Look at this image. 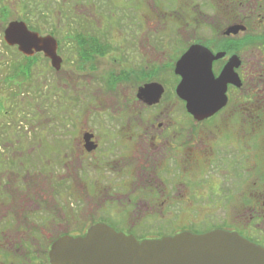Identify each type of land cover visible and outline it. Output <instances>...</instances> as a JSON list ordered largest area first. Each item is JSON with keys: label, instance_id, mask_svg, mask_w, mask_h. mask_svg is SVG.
<instances>
[{"label": "flooded vegetation", "instance_id": "flooded-vegetation-1", "mask_svg": "<svg viewBox=\"0 0 264 264\" xmlns=\"http://www.w3.org/2000/svg\"><path fill=\"white\" fill-rule=\"evenodd\" d=\"M16 1L19 2V0H14L15 3ZM30 1H32L33 6L37 5V8H44L41 14H37L40 16L37 17L38 26L30 23L33 20L30 16L33 15L34 11L25 10V14L11 20L10 2L0 0V42L3 44L0 48H10L12 51L21 53L17 46H10L6 43L5 32L10 23L22 21L27 24L29 30L38 33L40 37L51 36L55 38L59 56L63 53H73L83 62L82 64H86L91 60L84 62L79 54L92 51L95 53L93 58L101 55V53L96 54L97 48L92 44L101 41L102 35L99 36L101 33L89 30L84 24L87 17L85 6L88 3L93 4L94 1L28 0V2ZM95 1L97 2L94 4L99 12L114 3L121 7L120 11L130 15L134 2L147 5L150 0ZM167 1L151 0L150 4L153 2L158 6L166 7L169 3ZM172 1L177 6L174 9L177 21L183 22L184 20L188 24H192L191 22L197 24V20H201L199 24L207 21L210 27H212L211 23L215 21L222 22L214 29L216 36L211 33L212 37L210 38L201 36L190 41L185 48L180 49L175 60H172L173 62L169 61L150 67V64L144 60L145 56H143L140 62L133 63L125 73L121 71L117 76H112L108 84L111 89H117V84L126 82L129 90L128 93L116 92L124 104H121L120 110H113L115 124L109 122L110 127L113 128L112 131L110 128L107 129L109 131L105 130L107 125L100 124L96 128H82L77 138V144L69 140L63 143L58 142L57 146L54 147H50L52 146L50 141L48 144L46 142L47 145L42 143V148L44 149V145H46L47 149L44 150V156L39 157V161L44 162L48 159V155H52L54 152L55 159L53 160L56 161L57 165L63 166V174L53 173L55 169L52 168L51 174L40 175V178L30 179L32 175L26 174L24 178L26 176L29 178L24 181L18 179L20 174L15 176L14 181L8 179V177L11 178V175L0 174V184L4 189H0V264H6L8 260L17 257L20 261L11 264H52L49 254L52 245L57 240L64 236H84L91 227L99 223L106 224L127 235H134L139 240L163 238L147 231L140 234L136 222H126L121 214H107L99 217L97 214L90 213L88 219L83 220L82 209L73 211L69 206L77 208L76 203H80V197L84 203V192L88 193L91 198H95L99 195H96L95 188L103 186L104 189L102 190L105 196L119 195L125 198V201L121 200L119 207L121 206L122 210L128 211V213L132 212L135 194H142L148 189H150L149 192L153 198L172 197L175 212L180 213L182 212L180 210L183 195L181 184L179 182V185L172 186L174 187L172 190L164 175L165 173H174L173 176L176 177L187 165L191 168L204 164L206 166L204 172H207L208 169L212 172L218 171L217 169L223 163L226 176L221 188L219 185L218 187L211 185V174L209 177L200 178L201 186L198 182L194 183L189 179L182 181V184L191 190H197L194 188L198 185L204 191L206 190L207 196L218 195L221 198L222 208L226 211L232 210L237 214V221L225 222L223 223L224 228L216 229L238 232L246 239L264 247V0ZM71 2L76 4L74 7L79 8V11L75 10L77 8H74ZM165 7L161 8L163 14L167 12ZM204 19L206 21L202 22ZM232 28H238V30L228 33ZM141 32L145 34L146 31L142 30ZM194 45L204 46L216 57L222 54L221 57L213 61V73L217 79L231 58L237 56L240 60L238 68H235V73L238 75L237 81L227 84L225 106L212 116L199 121L187 111L186 102L176 92L182 81V77L175 71L176 64ZM109 48L111 45L105 43V50H109ZM246 53L254 54L255 58L253 56L247 57ZM36 55L45 58L44 52H35L34 56ZM155 83L162 87L161 98L158 102H147L139 93L147 85ZM182 106L183 113L194 121V126L206 125L210 137L216 135L215 130L211 129L214 127V121L223 116L225 129L221 132L224 134V140L219 143L215 142L214 148L211 147L212 143L208 145L210 147L204 148L196 142L182 141L180 134L182 133L180 126ZM135 107L138 109H134ZM136 110H141L143 116L150 110H158L156 115L160 121L158 119V123L154 120L151 123L143 122L142 116L140 120L137 118L139 115L131 114L132 111L136 112ZM101 116L99 114L100 120H102ZM236 117L239 118V129L235 133V131L230 130V127L236 124L232 121ZM140 121L144 125H138ZM120 122H122L121 125H119ZM124 127H128V130L132 132L128 135L130 138L128 142L123 139L124 135L118 134ZM65 128H63V139L68 136L67 133H70ZM136 129L140 134L136 135ZM234 133L237 142H227ZM143 137L147 139L140 141ZM37 144L30 143V146L32 149H36ZM24 145L27 144L22 143L19 146L23 147ZM90 156L94 157L97 176L88 181L89 174L82 167ZM105 159H109L110 165H107L108 168H99V166H103ZM23 161L26 159L16 163L23 165L25 164ZM37 161L36 158L28 165L27 171L33 172L31 174L40 170ZM41 166L45 165L42 164ZM71 167L78 170L76 173L79 174L78 176L74 174L75 178L65 171ZM61 170L62 168H59L57 171L60 172ZM122 172L135 179L120 185L108 180L107 185L105 179L116 174H122ZM101 180L104 181V185ZM134 181L136 182L135 185H133ZM78 184L82 185V189L74 190ZM10 187L15 189L11 190ZM38 187L40 190L36 192ZM196 192L195 195H197ZM231 194L233 195L232 198ZM146 195L143 193L137 197ZM234 197L237 198L236 201H232ZM166 202L168 203L166 204ZM169 202L164 198L159 206H146V208L148 210L156 209L162 215L170 210L169 204L171 202ZM105 204L107 205L106 202ZM105 204L103 206H106ZM70 210L75 212L77 217L73 216L70 219L68 212ZM13 214H17L21 218L18 219L19 217H14ZM174 223H176L175 220ZM53 227L60 229L61 232H57L56 236L50 235L45 243L39 242L37 237L33 235L40 228L49 231ZM140 228L145 227L140 224ZM161 229H164L163 226ZM21 231L24 233L22 234ZM209 231L211 230L206 232Z\"/></svg>", "mask_w": 264, "mask_h": 264}, {"label": "rangeland", "instance_id": "rangeland-1", "mask_svg": "<svg viewBox=\"0 0 264 264\" xmlns=\"http://www.w3.org/2000/svg\"><path fill=\"white\" fill-rule=\"evenodd\" d=\"M8 1L10 2V8L12 10L10 16L11 20L25 14V10L29 12L34 11L33 15L30 16L34 21L32 20L30 23L36 26L39 25L37 17L40 16L37 14H41L44 8H37V5L33 6L32 1L28 2V0H19V2L16 1V3L14 0ZM92 1H94V3L97 2L95 0ZM150 1L147 5L134 2L132 6L133 10H131L130 15L123 13L124 11H120L121 7H118V5L114 3H111V6L104 8L100 12L96 9V5L93 2H91L93 4H86L85 11L87 17L85 18V27L89 28V30L101 33H99V36L102 35L99 43L102 45V49L105 48V43L111 45V48L103 51L99 57L92 58L91 61L86 64H82L83 62L73 53L60 54L64 60L60 70L52 67L51 59L45 57L47 61L43 60L40 62L39 67H34L32 79L27 81L24 86L22 85L23 87H20V89L7 86L4 79L9 71L8 67L14 64V61L18 60V58L21 60V55L19 56V54L15 53L16 51H11L8 48H0V174L11 175V178L8 177V179L12 181H14L15 176L19 174L21 176L18 177V179L23 181L29 178L28 176L24 178L26 174L32 175L30 179H35V177L40 178V175L51 174L52 168L55 169L53 173L63 174V166L57 165L56 161L53 160L55 159L54 152H52V155L49 154L47 157L48 159L44 162L39 161V155L45 152L44 150L47 149L46 145L49 141L52 144L50 147L57 146L58 142L63 143L66 140L77 144L80 130L84 127L96 128L102 124L103 126L107 125L105 126L106 128H104L105 130L110 128V131H112L113 128L110 127L111 124L109 122L115 124L113 110H120L121 104H124L121 97L116 95V92L128 93L127 91H129L126 82H123L124 84H117V89H111L108 84L112 76H117L121 71L125 73L133 63L140 62L143 56H145L144 60L150 64V67L161 63H167L173 59L175 60L180 49H183V47L185 48L190 41L201 36L210 38L212 37L211 33H214V36H216V31L214 29L222 24V22L215 21L211 23L212 27H210L209 23L204 19L202 22L206 21V23L199 24L201 20H197V24L191 22L196 26L195 27L192 24L184 22V20L181 22L175 19L174 9L177 8V6L172 0L167 1L169 3H167L166 7L158 6L153 2L150 4ZM120 2L123 3L122 1ZM71 5H73V7L76 6L73 2H71ZM164 7L167 11L165 14H163L161 10V8ZM75 10L79 11V8ZM142 30L146 31L145 34L141 32ZM2 45L3 44L0 42V47H2ZM22 55L24 54L22 53ZM246 55L247 57L253 56L255 58V55L252 53H246ZM16 93L17 96L15 97ZM134 109L138 108L135 107ZM157 111L150 110L145 113L144 116L141 110H136V112L132 111V113H130L139 115L137 118L140 120L142 116L143 122L146 121V123H151L154 120L158 123L160 119L156 115ZM183 112L182 106V112H180V126L182 129V133L180 134L182 141L188 143L196 142L199 146L202 145L204 148L212 143L211 147L214 148L215 142L219 143L224 140V134L221 132L225 129L223 116L214 121V127L211 129L215 130L216 135L210 137L206 125L194 126V121L189 119V116H185ZM99 114L102 115V120H100ZM232 121L236 124L230 127V130L236 133L239 129V118L236 117ZM143 122L140 121L138 125H144ZM121 124L122 122H120L119 125ZM64 127H66L65 129H68L70 133H67L68 136L63 139ZM135 132L136 135L140 134L137 129ZM131 133L128 127H124L118 132V134L124 135L123 139L127 140L126 142L130 141L128 135ZM235 133L230 136V140L227 142H237ZM219 137L221 140L218 139ZM146 139L147 138L143 137L140 141ZM22 143H26L27 145L23 147L19 146ZM30 143H38L36 149H32ZM42 143L46 144L44 145V149L42 148ZM36 158L38 159L37 162H39L40 170L31 174L33 172L27 171L28 165ZM93 158V156L87 158L84 167H82L84 171L87 170L89 174L88 181L95 179L97 176L95 172L97 168ZM22 159H26V161H23L25 164L16 163L22 161ZM103 162V166H99V168H108L107 165H110L109 159H105ZM42 164L45 166H41ZM205 167L204 164L191 168L187 165L182 168L183 171L176 175V177L173 176L174 173H165L164 177L167 183L170 184L172 190H174L172 186L179 185V182L181 184L183 195L180 210L182 212L180 213L175 212L174 200L172 197L168 198L164 196L163 198H153L149 192L150 189H148V191H143L144 194H147L144 197H137V195H143V193L135 194L137 198H134L133 208L131 209L132 212L128 213V211L122 210L121 206L119 207L121 200L125 201V198L119 195L105 196L102 190L104 189L103 186L101 188H95L96 195L99 194L98 196L95 195V198H91L88 193L84 192V203L80 197L81 204L77 202V208L71 206H69V208L73 211L82 209L84 213L82 216L83 220L88 219L90 213L97 214L99 217L106 216L107 214H121L126 222H136L135 224L139 227L137 230L140 234L146 231L154 235L164 233L163 235L165 236L174 235L180 231H190L201 234L208 230H213L214 228H224L225 225L223 223H233L238 220L237 214L232 210L226 211L222 208L221 198L218 195L212 197L207 196L208 193L206 190L204 191V189L200 188L198 185V188H194L197 190H191L182 184V181L189 179L194 183L198 182L201 186L199 182L200 178L209 177V174H211V185L214 187H218L219 185L221 188L226 176V169H223V163H221V167L217 169L218 171L211 172L208 169L207 172H204L206 170ZM59 168H62L60 172L57 171ZM69 169H65V171L70 173L74 178V174L78 176L79 173H76L78 171L77 169L74 170V167ZM104 172L106 171L104 170ZM106 173L108 174V172ZM132 179L135 178L129 177L125 172H122V174H116L111 178L105 179V181L107 185L108 180L120 185L125 182L128 183ZM101 182L104 185V181L101 180ZM135 184L136 182L134 181L133 185ZM20 188H22V186H20ZM0 189L4 190L1 184ZM9 189L12 190L15 188L10 187ZM77 189H82V185L78 184L74 190ZM39 190L40 188L38 187L36 192H39ZM195 192L197 195H195ZM232 197L233 195L231 194V198ZM164 198L171 202H169L171 208L162 215L156 209L148 210L146 208V206H159ZM236 199L234 197L232 201H236ZM102 200H104L107 205ZM167 203L168 202H166V204ZM104 204L106 206H103ZM165 208L169 209L168 207ZM71 210L68 211L70 219L73 216L77 217V214ZM13 216H18V219L21 218V216L17 214H13ZM178 216L180 217L178 218ZM174 220L176 223H174ZM140 224L145 228H140ZM162 226L164 229H161ZM57 232L61 231L56 227H53L49 231L45 228H40L38 231H35L33 235L37 237L39 242L45 243L50 235L52 236L53 234L56 236ZM21 233L23 234L24 232L21 231ZM18 261L20 260L17 257L8 260L6 264L18 263Z\"/></svg>", "mask_w": 264, "mask_h": 264}, {"label": "water", "instance_id": "water-1", "mask_svg": "<svg viewBox=\"0 0 264 264\" xmlns=\"http://www.w3.org/2000/svg\"><path fill=\"white\" fill-rule=\"evenodd\" d=\"M232 28L228 33L236 32ZM5 41L31 57L44 52L52 67L60 70L63 59L58 55L55 38L40 37L22 21L10 23ZM213 55L204 46L194 45L178 60L176 73L182 77L177 88L186 102L187 111L198 121L223 108L227 102V84L235 83V68L240 60L231 58L219 78L213 73ZM163 91L158 84L147 85L140 96L147 102H158ZM52 264H264V247L238 232L215 229L197 234L183 231L158 239L139 240L134 235L116 231L106 224L91 227L84 236H64L50 250Z\"/></svg>", "mask_w": 264, "mask_h": 264}, {"label": "trees", "instance_id": "trees-1", "mask_svg": "<svg viewBox=\"0 0 264 264\" xmlns=\"http://www.w3.org/2000/svg\"><path fill=\"white\" fill-rule=\"evenodd\" d=\"M93 45L96 46L97 48V52L96 54L99 53H103L104 49H100L102 47V45L100 43H92ZM8 47V46H7ZM99 48V51H98ZM10 49V48H8ZM11 50V49H10ZM12 51V50H11ZM15 52V51H14ZM16 54H19L21 60H15L14 64L10 65L9 71L5 77V83L7 86L11 87V88H19L23 87L25 83H27V81H30L33 77V72H34V67H39V64L41 61H47L46 58L41 57L40 55H36L34 57H29L22 55V53H19L18 51L15 52ZM95 55L94 52H84L81 53V55L79 54V56H81L82 60L84 62H87L89 60H91L93 58V56ZM9 64V63H8ZM1 67V66H0ZM23 85V86H22ZM17 96V93L15 94V97ZM43 154H40L39 156L42 157ZM160 236L158 237H163L162 233L159 234Z\"/></svg>", "mask_w": 264, "mask_h": 264}]
</instances>
